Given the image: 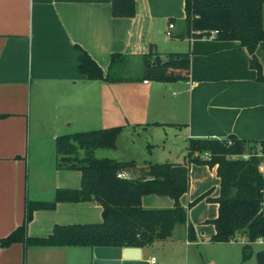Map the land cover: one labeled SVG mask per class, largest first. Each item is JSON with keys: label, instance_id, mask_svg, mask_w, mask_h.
Here are the masks:
<instances>
[{"label": "crops", "instance_id": "0c3cea01", "mask_svg": "<svg viewBox=\"0 0 264 264\" xmlns=\"http://www.w3.org/2000/svg\"><path fill=\"white\" fill-rule=\"evenodd\" d=\"M135 1L134 17H114L112 0H0V237L23 222L28 199L51 200L58 187L81 186V171L58 168L54 143L52 148L45 137L55 141L74 133L73 127L96 124L124 125L134 132L140 127L148 137H158L159 130L162 137L184 141L173 163L186 161L191 138L264 139V82L251 67L248 49L237 40L183 36L185 0ZM152 45L160 53H188L189 79L107 82L90 80L79 70L78 46L107 72L113 53L140 58ZM256 55L264 70V41ZM172 89L176 98L171 101L167 92ZM146 156L136 160V171L142 172ZM217 166L190 164L189 189L180 197L186 223L177 224L168 238L141 246V258L150 264H255L257 257L245 258L241 240H212V219L219 213ZM142 204L172 207L175 199L148 193ZM102 220L103 205L96 199L60 201L54 209L35 210L27 233L44 236L56 223ZM158 248L164 250L157 255ZM39 251L68 253L93 264L90 245L27 246L21 241L0 243V264H38L34 254Z\"/></svg>", "mask_w": 264, "mask_h": 264}, {"label": "trees", "instance_id": "16d2710c", "mask_svg": "<svg viewBox=\"0 0 264 264\" xmlns=\"http://www.w3.org/2000/svg\"><path fill=\"white\" fill-rule=\"evenodd\" d=\"M264 0H185V31L183 36H209L217 31L221 40H237L250 55L251 67L257 70L258 80L264 82V70L256 55L260 41H264ZM135 0H112L114 17H134ZM79 70L90 80L121 82L137 80L114 76L111 70L118 63L132 58L113 53L107 72L82 47ZM143 76L138 79L175 82L189 79L190 56L180 52H158L152 45L149 53L140 57ZM124 126H113L89 131L63 134L56 137V166L79 169L80 187H58L51 200L28 199L23 222L4 237V246L21 241L25 245H90V246H145L156 239H166L179 223H186L187 208L180 197L189 189L190 164H217L220 176L219 213L212 221L216 231L213 241H228L246 237L255 241L264 235V215L259 213L264 177L259 166L260 157L243 154L253 151L263 140L191 138L184 163L148 161L137 176L122 177L120 171L135 168V160L94 154L96 148H115ZM209 152V156H205ZM148 193L167 194L175 199L172 207H145L142 196ZM193 200L190 205L201 199ZM96 199L103 205L100 222L56 223L52 232L31 236L27 225L37 209H54L60 201ZM189 236L194 228L189 225ZM258 264H264V248L256 253Z\"/></svg>", "mask_w": 264, "mask_h": 264}, {"label": "rangeland", "instance_id": "374dc122", "mask_svg": "<svg viewBox=\"0 0 264 264\" xmlns=\"http://www.w3.org/2000/svg\"><path fill=\"white\" fill-rule=\"evenodd\" d=\"M126 63H118L113 69L111 70V74L114 76H122L125 78H135L138 79L139 76H143V64L142 59L140 58H130V60ZM173 89L169 90L167 92V97L171 101L174 100L175 94L173 93ZM117 126V125H116ZM120 126V125H118ZM124 126V125H122ZM125 127V126H124ZM135 127V126H134ZM77 127H73L72 130L75 131H89V130H95V129H101L105 128L102 127L100 124L96 125H89L87 129H76ZM74 131V132H75ZM158 137H148V134L146 131L140 127L137 128V131L132 129H123L122 132L119 135L118 138V146L115 148H96L94 150V154L98 157L108 156L112 158L117 159H127V160H143L145 159V152L147 154L146 157H149V159H146L145 161L148 162L151 159H155L158 162H172L177 156L175 155L176 148L182 147L184 145V141L182 137H162V134L159 130L156 132ZM46 143H54L55 147V141H53L52 137H45ZM53 148V144H52ZM200 164V163H199ZM134 169V168H133ZM129 173V172H128ZM133 175L140 174L139 171H136L135 169L132 171V173H129ZM239 240L243 242V248H244V256L246 259H249V261L256 260V253L259 249L264 248V243H259L256 240L255 241H249L248 245L245 247V242L248 241L246 237H240ZM84 248V247H83ZM88 248V247H87ZM158 251L155 253L158 255L160 252H162L164 249L158 248ZM178 257L181 255L180 252L177 253ZM34 257L37 258L38 264H89L88 262L78 259L74 260V257L67 253V255H60L53 252H47V251H39L34 254ZM28 259H32V254L29 253ZM192 264V263H191ZM255 264H257V261H255Z\"/></svg>", "mask_w": 264, "mask_h": 264}, {"label": "water", "instance_id": "95a60500", "mask_svg": "<svg viewBox=\"0 0 264 264\" xmlns=\"http://www.w3.org/2000/svg\"><path fill=\"white\" fill-rule=\"evenodd\" d=\"M238 137L228 136L229 140ZM93 264H150L149 260L141 258L140 246H94Z\"/></svg>", "mask_w": 264, "mask_h": 264}, {"label": "built area", "instance_id": "2783aa9c", "mask_svg": "<svg viewBox=\"0 0 264 264\" xmlns=\"http://www.w3.org/2000/svg\"><path fill=\"white\" fill-rule=\"evenodd\" d=\"M170 27H174V24H171ZM169 34H170V32H169ZM216 35H217V31H213L210 34L211 37H216ZM145 82H147V80ZM229 141L232 142V140H229ZM251 154L258 155L260 157L259 166L261 168V173L264 177V146L261 144H258L253 151L246 152L243 155L245 157H249ZM205 156H209V152H205ZM119 175L122 177H130V174L126 170L120 171ZM259 213L264 215V185L261 188V199H260ZM256 240L264 242V235L259 236ZM153 260L155 261V256L153 257Z\"/></svg>", "mask_w": 264, "mask_h": 264}]
</instances>
